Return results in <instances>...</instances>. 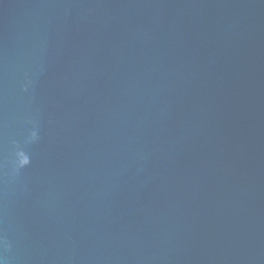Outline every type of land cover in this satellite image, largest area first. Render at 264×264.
<instances>
[{
	"label": "water",
	"instance_id": "1",
	"mask_svg": "<svg viewBox=\"0 0 264 264\" xmlns=\"http://www.w3.org/2000/svg\"><path fill=\"white\" fill-rule=\"evenodd\" d=\"M0 238L7 264H264V0H0Z\"/></svg>",
	"mask_w": 264,
	"mask_h": 264
},
{
	"label": "clouds",
	"instance_id": "2",
	"mask_svg": "<svg viewBox=\"0 0 264 264\" xmlns=\"http://www.w3.org/2000/svg\"><path fill=\"white\" fill-rule=\"evenodd\" d=\"M31 84L32 81L26 79L23 85V90L27 92ZM39 139H40L39 129L36 126L35 122H33L31 129L28 130L24 138V144L31 145L38 142ZM30 163H31V157L28 154V152L25 151L24 148L19 143L14 142V152L12 155L10 171L8 173L9 178L14 180L16 177H18L21 174L23 169L27 168L30 165ZM0 244H2L5 249H9L11 247V245L8 244V242L3 240L2 238H0ZM0 264H7V257L0 256Z\"/></svg>",
	"mask_w": 264,
	"mask_h": 264
}]
</instances>
